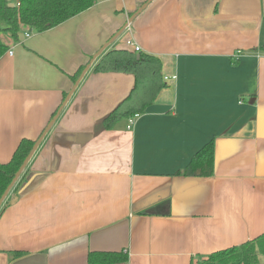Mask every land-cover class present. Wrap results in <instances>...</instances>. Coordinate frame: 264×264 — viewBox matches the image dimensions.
Wrapping results in <instances>:
<instances>
[{
  "label": "crops",
  "instance_id": "0c3cea01",
  "mask_svg": "<svg viewBox=\"0 0 264 264\" xmlns=\"http://www.w3.org/2000/svg\"><path fill=\"white\" fill-rule=\"evenodd\" d=\"M146 1L96 0L43 33L3 39L0 164L39 138L73 77ZM127 42L161 61L166 87L130 130L104 131L134 77L94 67L112 49L134 51ZM262 48L264 0H153L91 65L7 195L0 264L121 251L119 264H196L264 235ZM211 141V177L175 176Z\"/></svg>",
  "mask_w": 264,
  "mask_h": 264
},
{
  "label": "trees",
  "instance_id": "16d2710c",
  "mask_svg": "<svg viewBox=\"0 0 264 264\" xmlns=\"http://www.w3.org/2000/svg\"><path fill=\"white\" fill-rule=\"evenodd\" d=\"M95 3L96 0H0V58L8 49L1 38L2 33L17 42L21 32L43 33L89 10ZM83 69L73 79L76 80ZM94 70L98 73H124L134 77V87L128 96L101 122L100 129L104 131L112 130L118 123L145 113L166 87L162 79L161 61L135 51L112 49L99 58ZM33 145L34 141L23 139L11 160L0 164V198ZM213 164L214 143L211 141L175 176L209 178L213 175ZM1 207L0 214L4 209ZM11 255L15 259L23 253ZM261 257H264V235L213 253L196 264H259ZM88 258L89 264H119L127 261V254L122 251L94 252Z\"/></svg>",
  "mask_w": 264,
  "mask_h": 264
},
{
  "label": "water",
  "instance_id": "95a60500",
  "mask_svg": "<svg viewBox=\"0 0 264 264\" xmlns=\"http://www.w3.org/2000/svg\"><path fill=\"white\" fill-rule=\"evenodd\" d=\"M153 0H147L145 3H143L127 20V22L121 27V29L119 31H117V33H115L111 39L105 43L101 49L91 57L90 61L88 62V64L84 67V69L82 70V72L80 73V75L78 76V78L75 80L72 88L70 89V91L66 94L64 100L62 101L61 105L58 107L55 115L53 116V118L49 121V123L47 124V126L45 127V129L43 130V132L41 133V135L39 136V138L34 142V145L32 147V149L30 150V152L28 153V155L26 156V158L24 159V161L22 162V164L20 165L19 169L17 170V172L15 173L11 183L9 184V186L7 187V189L5 190V192L3 193L2 197L0 198V207L2 206L3 202L5 201L7 195L9 194V192L11 191V189L15 186V184L17 183L18 179L20 178V176L22 175V173L24 172V170L26 169L27 165L29 164L30 160L32 159L33 155L35 154V152L37 151L39 145L41 144V142L43 141V139L45 138V136L48 134V132L51 130L52 126L54 125L55 121L57 120L59 114L61 113V111L64 109V107L67 105V103L69 102L70 98L72 97V95L74 94L75 90L77 89V87L79 86L80 82L82 81V79L84 78V76L86 75V73L88 72V70L90 69L91 65L94 63V61L105 51V49H107L127 28L128 26L134 21V19L141 14L146 7L152 2ZM137 58H139V56H137ZM15 202V200L13 201ZM12 202V204H13Z\"/></svg>",
  "mask_w": 264,
  "mask_h": 264
},
{
  "label": "built area",
  "instance_id": "2783aa9c",
  "mask_svg": "<svg viewBox=\"0 0 264 264\" xmlns=\"http://www.w3.org/2000/svg\"><path fill=\"white\" fill-rule=\"evenodd\" d=\"M25 37L26 38H28L29 37V33H25ZM127 46H130V47H133L134 49V51L136 52V53H140V48L139 47H137V46H135L133 43H131V42H127ZM172 79H175V77H173ZM164 81H168V78H164ZM137 117H135V118H131V119H129L128 121H127V129H131L132 128V126L134 125V122H135V119H136Z\"/></svg>",
  "mask_w": 264,
  "mask_h": 264
},
{
  "label": "rangeland",
  "instance_id": "374dc122",
  "mask_svg": "<svg viewBox=\"0 0 264 264\" xmlns=\"http://www.w3.org/2000/svg\"><path fill=\"white\" fill-rule=\"evenodd\" d=\"M1 38L6 40L8 38V35L6 33H2ZM259 264H264L263 258L260 260Z\"/></svg>",
  "mask_w": 264,
  "mask_h": 264
}]
</instances>
